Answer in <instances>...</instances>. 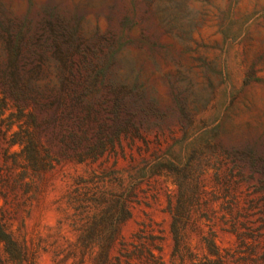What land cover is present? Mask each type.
<instances>
[{"label": "rangeland", "instance_id": "374dc122", "mask_svg": "<svg viewBox=\"0 0 264 264\" xmlns=\"http://www.w3.org/2000/svg\"><path fill=\"white\" fill-rule=\"evenodd\" d=\"M77 9L88 41L127 18L150 39L89 80L90 103L121 98L129 135L82 162L65 156L86 146L61 142L36 167L0 117L15 243L0 241V264H264V0H0V64L25 62L8 57L25 24L29 46Z\"/></svg>", "mask_w": 264, "mask_h": 264}, {"label": "trees", "instance_id": "16d2710c", "mask_svg": "<svg viewBox=\"0 0 264 264\" xmlns=\"http://www.w3.org/2000/svg\"><path fill=\"white\" fill-rule=\"evenodd\" d=\"M84 19L85 14L77 9L64 24L65 20L59 25L47 20L49 28L44 26L45 30L38 36L41 42L29 46L23 41L32 27L25 24V35L13 42L18 46H12L11 39L8 48L10 60L25 62L0 64V117L6 122L10 144L20 145L21 152H26L36 167L53 164L54 145L61 142L86 146L85 151L65 156L82 162L104 154L121 142L123 135H129L127 126L123 125H128L130 119L125 117L121 98L111 96L101 103L93 96L90 103L89 80L95 70L98 72L96 78L102 77L103 82L110 80V70L120 62L122 49L126 46L150 47V39L147 35L133 37L134 25L127 18L120 21L115 31L105 34L96 31L88 41L82 35ZM113 21V26H117L114 17ZM77 55L86 63L75 66ZM51 59L61 62L51 65L47 63ZM15 125L19 129H15ZM45 136L51 143V147L46 148L49 160L42 152ZM0 241L6 242L9 253L14 256L12 245L15 243L1 223Z\"/></svg>", "mask_w": 264, "mask_h": 264}]
</instances>
